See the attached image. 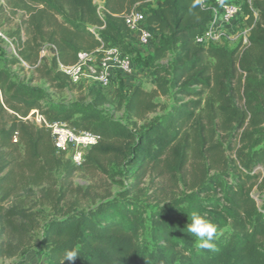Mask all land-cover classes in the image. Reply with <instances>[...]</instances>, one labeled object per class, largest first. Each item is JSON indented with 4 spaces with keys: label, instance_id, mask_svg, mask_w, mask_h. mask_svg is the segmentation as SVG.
Instances as JSON below:
<instances>
[{
    "label": "trees",
    "instance_id": "16d2710c",
    "mask_svg": "<svg viewBox=\"0 0 264 264\" xmlns=\"http://www.w3.org/2000/svg\"><path fill=\"white\" fill-rule=\"evenodd\" d=\"M157 1L104 0L101 17L95 0H0L28 14L14 65L36 67L45 42L56 45L64 63L101 43L132 54L138 38L121 15L133 8L146 16L154 59L172 56L154 90L128 94L120 84L118 110L127 123L107 113L109 100L97 87L75 101L54 102L47 89L0 68V260L31 252L41 228L35 208L43 204L57 216L41 237L45 264H264V0H245L252 31L241 52L196 46L213 20L211 9L196 0ZM102 26L97 38L90 29ZM37 70L52 88L71 84L56 60ZM160 97L171 98V108L155 101ZM33 110L50 124L99 137L82 168L123 191L87 209L70 202L80 168L56 152L49 129L24 120ZM148 176L167 178L177 194L150 205V188H141ZM192 212L216 226L214 249L200 247L188 232ZM146 233L153 249L142 240ZM67 250L78 252L74 261L66 260Z\"/></svg>",
    "mask_w": 264,
    "mask_h": 264
},
{
    "label": "rangeland",
    "instance_id": "374dc122",
    "mask_svg": "<svg viewBox=\"0 0 264 264\" xmlns=\"http://www.w3.org/2000/svg\"><path fill=\"white\" fill-rule=\"evenodd\" d=\"M98 7L101 9L103 7L104 0H95ZM158 1L155 0V5ZM28 19V14L14 6L13 4H8L6 2H1L0 4V30L4 39H0V68H7L11 71L17 78L25 81H32L34 86L43 87L48 90L52 101L54 102H70L75 101L78 98L85 96L87 90L91 87L89 83H81L78 85L69 84V86L63 90L52 88L46 81L42 78L37 67L30 65L11 64L15 57H18L22 45L27 39L24 21ZM156 47V41H153L148 46H141L137 43L134 52L129 54L133 61V72L130 75L124 74L118 75L119 82L113 86V81L111 87L102 89L101 91L107 96L109 104L105 106V110L116 120L127 123V119L124 117V111L118 110V97L117 89L121 84L125 87L126 93H131L135 88L140 87L145 91H152L156 86L157 74L162 67H168L172 61V56H168L164 60L157 61L154 59V49ZM42 66L51 67L52 59L49 58L42 61ZM128 80L125 86L124 80ZM156 102L165 106L166 108H171L173 101L171 98H157ZM163 113L159 110L156 113L150 114L148 120L159 118ZM32 123V122H31ZM143 122H139L138 127H143ZM38 127V126H37ZM66 159L67 156L64 154ZM261 171H263L261 169ZM186 176H190V172ZM115 181L124 182L125 188L130 187L131 181L121 175H117ZM73 189H77L76 194L71 193L67 199L70 202L77 203L78 209H87L92 207L94 204L99 203L101 198L106 196H116L119 192L123 191L122 187L116 184L114 181L110 180L108 177L94 173L87 172L83 168L76 172L73 183ZM141 188H150L149 195L151 196L150 205H153L157 199L165 200L173 197L177 194L178 190L175 185L169 182L167 178L155 179L152 182V178L148 176L141 185ZM38 193V190L36 189ZM253 196L261 205L263 201L262 194L257 190L253 192ZM38 194L35 196L33 202H37ZM63 205V204H62ZM38 212L41 220V228L35 234L34 246L29 254L20 258L13 259H1L0 264H45L47 259L46 252L41 248V237L43 235L44 229L48 221L57 218L52 209L47 205L38 204L35 208ZM228 230V229H227ZM226 230V231H227ZM143 242L150 248L153 249V243L149 237V233H146L143 238ZM1 241V237H0ZM199 245V242L197 243ZM200 246V245H199Z\"/></svg>",
    "mask_w": 264,
    "mask_h": 264
},
{
    "label": "built area",
    "instance_id": "2783aa9c",
    "mask_svg": "<svg viewBox=\"0 0 264 264\" xmlns=\"http://www.w3.org/2000/svg\"><path fill=\"white\" fill-rule=\"evenodd\" d=\"M202 3L203 9L213 11V20L207 31L194 40L196 46L202 48L225 46L230 49L238 48L240 52L250 46L252 26L248 25L249 17L244 15L245 0H202ZM104 11V6L101 9L98 7L101 17ZM254 15L257 17L256 12ZM121 16L127 27L137 36L139 45L148 46L153 41V34L142 12L133 8ZM103 28L104 26L92 27L90 31L99 38L97 31ZM0 39H6L1 30ZM49 58L56 60L57 71L65 75L71 84L89 83L91 87L94 86L100 90L111 85L113 72L119 71L127 75L133 72L131 57L121 49L106 46L104 43L93 51H81L75 63L66 64L60 60L56 45L45 42L40 47L37 66ZM22 63L27 65L23 61ZM24 120L49 129L54 139L56 152L65 154L79 168L83 167L88 152L100 141L99 137L91 133L75 132L67 123L50 124L39 110L31 111ZM14 142H17V137Z\"/></svg>",
    "mask_w": 264,
    "mask_h": 264
},
{
    "label": "clouds",
    "instance_id": "9594fccd",
    "mask_svg": "<svg viewBox=\"0 0 264 264\" xmlns=\"http://www.w3.org/2000/svg\"><path fill=\"white\" fill-rule=\"evenodd\" d=\"M197 4L203 6L202 0H196ZM195 7V4L193 5ZM188 232L195 236L199 242L200 247L206 249H214L213 243L217 233V228L210 221L204 219L199 213H191V223L187 226ZM66 260L74 261L78 252L76 250H67L65 253Z\"/></svg>",
    "mask_w": 264,
    "mask_h": 264
},
{
    "label": "crops",
    "instance_id": "0c3cea01",
    "mask_svg": "<svg viewBox=\"0 0 264 264\" xmlns=\"http://www.w3.org/2000/svg\"><path fill=\"white\" fill-rule=\"evenodd\" d=\"M76 62V60H74V61H70V62H67L66 64H73V63H75ZM119 74H121V75H124V73H122V72H119V71H115V72H113V76H112V81H113V86L116 84V83H118L119 82V80L117 79L118 78V75ZM124 80V84H125V86L127 85V83H128V80H126V79H123ZM121 84V83H120ZM112 85H110L109 87H111ZM120 86V85H119Z\"/></svg>",
    "mask_w": 264,
    "mask_h": 264
}]
</instances>
